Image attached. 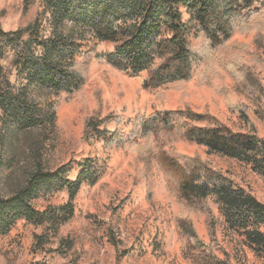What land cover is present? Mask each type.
Segmentation results:
<instances>
[{"label":"trees","instance_id":"16d2710c","mask_svg":"<svg viewBox=\"0 0 264 264\" xmlns=\"http://www.w3.org/2000/svg\"><path fill=\"white\" fill-rule=\"evenodd\" d=\"M31 6L39 12L26 27L8 32L0 23V125L14 141L33 132L40 133L43 145L56 138L59 102L85 87L93 61L140 79L145 91H160L194 79L202 61L193 48L195 40L217 49L245 25L255 33L257 50L264 49V0H25V7ZM103 44L111 51L99 52ZM237 69L264 99V86L247 68ZM229 107L252 132H235L209 114L186 108L139 116L130 122L129 132L120 129L124 124L120 117L92 118L86 123L84 141L137 152L145 164L150 198L158 172L180 202L201 207L213 201L226 233L264 258V203L200 157L173 148L184 140L208 155L245 164L264 179V140L244 110ZM111 121L115 131L104 127ZM29 149L35 153L40 148L33 144ZM35 162L23 185L10 197L0 198V238L24 221L43 230L35 236V246L44 250L74 219V202L82 187L95 186L104 170L85 159L77 164L76 179L70 180L68 168L53 171L40 158ZM62 193L67 194V203L37 208L36 202L49 203ZM176 227L187 240L185 257L193 264H231L228 256L221 259L200 240L191 220L178 217ZM63 245L68 252L74 247L65 239L55 251Z\"/></svg>","mask_w":264,"mask_h":264},{"label":"rangeland","instance_id":"374dc122","mask_svg":"<svg viewBox=\"0 0 264 264\" xmlns=\"http://www.w3.org/2000/svg\"><path fill=\"white\" fill-rule=\"evenodd\" d=\"M38 12L37 6L26 8L25 0H0V23L8 32L26 27ZM193 48L202 58L194 79L160 91H145L140 79L130 78L105 62L93 61L85 87L59 102L57 135L46 145L39 132L20 135L21 139L14 141L0 125V198L10 197L23 185L36 158L53 171L68 168L70 180L76 179L77 164L85 159L98 162L104 170L95 186L82 187L74 202L75 217L56 240L38 250L35 236L43 230L19 222L8 236L0 238V264H193L185 257L187 240L178 234V217L191 220L200 240L221 259L228 256L231 264H264V258L226 233L213 201L201 207L180 202L158 172L152 178L154 191L150 198L145 164L137 152L108 150L102 143L84 141L86 123L92 118L120 117L124 120L120 129L129 132L130 122L139 116L186 108L209 114L235 132H252L230 104L245 111L255 133L264 140V99L237 69L247 68L264 86V49L257 50L255 33L243 25L223 47L211 49L200 39L193 41ZM108 51L110 45L100 46L99 52ZM104 127L117 129L115 121ZM33 144L40 148L35 153L29 149ZM173 148L179 154L200 157L264 203V179L249 166L208 155L204 148L184 140H178ZM67 201V194L62 193L49 203L36 202V206L43 209L47 204ZM65 239L73 241L72 251L64 245L55 251Z\"/></svg>","mask_w":264,"mask_h":264}]
</instances>
